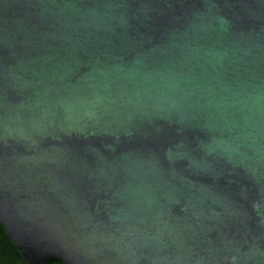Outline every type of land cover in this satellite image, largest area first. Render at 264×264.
Segmentation results:
<instances>
[{
	"label": "water",
	"instance_id": "obj_1",
	"mask_svg": "<svg viewBox=\"0 0 264 264\" xmlns=\"http://www.w3.org/2000/svg\"><path fill=\"white\" fill-rule=\"evenodd\" d=\"M0 224L28 264H264V0H0Z\"/></svg>",
	"mask_w": 264,
	"mask_h": 264
},
{
	"label": "trees",
	"instance_id": "obj_2",
	"mask_svg": "<svg viewBox=\"0 0 264 264\" xmlns=\"http://www.w3.org/2000/svg\"><path fill=\"white\" fill-rule=\"evenodd\" d=\"M0 264H28L6 235L0 224Z\"/></svg>",
	"mask_w": 264,
	"mask_h": 264
},
{
	"label": "flooded vegetation",
	"instance_id": "obj_3",
	"mask_svg": "<svg viewBox=\"0 0 264 264\" xmlns=\"http://www.w3.org/2000/svg\"><path fill=\"white\" fill-rule=\"evenodd\" d=\"M45 264H61V262H59V261H53V262H49V263H45Z\"/></svg>",
	"mask_w": 264,
	"mask_h": 264
}]
</instances>
